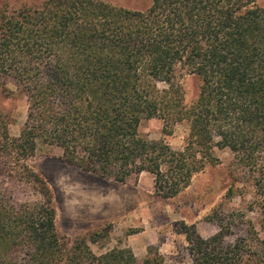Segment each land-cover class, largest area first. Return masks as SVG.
Returning <instances> with one entry per match:
<instances>
[{"label": "trees", "instance_id": "obj_1", "mask_svg": "<svg viewBox=\"0 0 264 264\" xmlns=\"http://www.w3.org/2000/svg\"><path fill=\"white\" fill-rule=\"evenodd\" d=\"M257 2L152 0L140 10L101 0L10 8L0 0V86L27 98L18 136L0 119V264L165 263L155 246L142 262L129 247L96 254L89 242L107 231L65 239L53 189L29 163L42 145L119 182L148 172L165 199L215 164L216 148H229L253 194L245 209L211 216L220 229L209 237L184 223L188 252L193 264H264V6ZM184 73L200 79L190 103ZM152 118L164 121L167 135L187 121L184 147L142 135ZM234 227L241 233L227 242Z\"/></svg>", "mask_w": 264, "mask_h": 264}, {"label": "rangeland", "instance_id": "obj_2", "mask_svg": "<svg viewBox=\"0 0 264 264\" xmlns=\"http://www.w3.org/2000/svg\"><path fill=\"white\" fill-rule=\"evenodd\" d=\"M42 1L9 0V6L18 8ZM101 1L140 10L147 9L152 2ZM257 4L264 6V0H258ZM180 81L186 101L192 102L198 94L200 79L184 73ZM26 117L27 98L12 84L7 88L0 86V119L5 120L11 135L20 134ZM189 128V123L183 121L173 127L171 135H167L163 130L164 121L152 118L142 122L140 133L153 140L164 139L173 148L182 149ZM215 153L218 158L215 164H208L194 175L186 189L166 199L155 194L153 179L148 173L141 178L140 175L132 176L124 183L104 178L66 161L58 146H40L29 163L53 189L57 228L65 239H88L95 232L107 231V236L99 242H89L96 254L133 245L136 258L142 262L149 246H155L164 255V264H193L183 224L195 225L202 236L209 237L220 229L210 217L217 212L227 216L234 209H245L254 190L248 171L238 165L229 148H216ZM231 188L234 191L232 198L227 196ZM19 192L23 189L20 188ZM20 194L27 196L26 193ZM240 233L241 229L234 227V233L226 241H234Z\"/></svg>", "mask_w": 264, "mask_h": 264}, {"label": "crops", "instance_id": "obj_3", "mask_svg": "<svg viewBox=\"0 0 264 264\" xmlns=\"http://www.w3.org/2000/svg\"><path fill=\"white\" fill-rule=\"evenodd\" d=\"M144 173H148V172H143V173H141V174H140V178H141V177H144V176H143ZM148 174H150V173H148ZM150 175L152 176V179H153V180H152V181H153V187H154V176H153L152 174H150ZM129 247H131V249H133V251L135 252V249H134L133 245H129ZM146 247H147V246H146ZM146 247H145V248H146Z\"/></svg>", "mask_w": 264, "mask_h": 264}]
</instances>
